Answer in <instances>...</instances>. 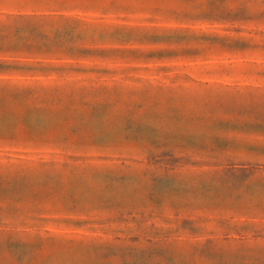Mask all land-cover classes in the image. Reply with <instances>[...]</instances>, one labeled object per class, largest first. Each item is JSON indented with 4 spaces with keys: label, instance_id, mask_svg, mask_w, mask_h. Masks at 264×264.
<instances>
[{
    "label": "rangeland",
    "instance_id": "rangeland-1",
    "mask_svg": "<svg viewBox=\"0 0 264 264\" xmlns=\"http://www.w3.org/2000/svg\"><path fill=\"white\" fill-rule=\"evenodd\" d=\"M0 264H264V0H0Z\"/></svg>",
    "mask_w": 264,
    "mask_h": 264
}]
</instances>
